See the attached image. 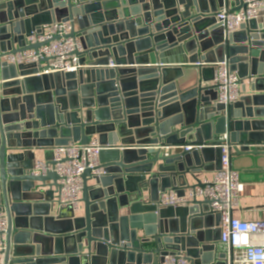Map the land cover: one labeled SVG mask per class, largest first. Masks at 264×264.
Returning <instances> with one entry per match:
<instances>
[{
    "label": "water",
    "instance_id": "95a60500",
    "mask_svg": "<svg viewBox=\"0 0 264 264\" xmlns=\"http://www.w3.org/2000/svg\"><path fill=\"white\" fill-rule=\"evenodd\" d=\"M228 1L0 0V207L8 219L0 264H165L178 253L191 264H226L207 201L158 202L168 190L202 185L203 162L220 168L221 149L211 145L224 134L235 153L264 156V17L225 34L216 14ZM62 21L72 23L88 68L37 75L38 64L2 61L38 49L28 37ZM223 60L243 81L228 107L204 85ZM199 62L198 84L182 89V68L170 65ZM93 138L106 147L102 172L83 173L77 213L58 204L57 173L32 174L34 149ZM189 144L209 146L186 151Z\"/></svg>",
    "mask_w": 264,
    "mask_h": 264
},
{
    "label": "built area",
    "instance_id": "2783aa9c",
    "mask_svg": "<svg viewBox=\"0 0 264 264\" xmlns=\"http://www.w3.org/2000/svg\"><path fill=\"white\" fill-rule=\"evenodd\" d=\"M237 10L223 5L216 14L218 23L225 34L234 33L240 27L251 21L264 17V0H240ZM73 26L70 21L53 22L42 27L28 37V44L41 43L38 49H28L14 54H7L2 61L7 63L38 64L37 75L52 73L77 72L88 68L87 63L80 62L83 45L78 36H70ZM197 65H203L197 63ZM110 59L109 67H114ZM214 74L212 84L216 92L215 103L228 107L239 101L242 96L243 81L236 71L231 70L227 60L212 64ZM208 144L186 145V151L198 150ZM221 149L220 168L212 179L202 181L185 189L183 195L174 190L160 194L161 207H186L193 200L207 201L210 212L219 215L220 240L219 249L225 253L226 264H264V219L244 220L233 216L234 207L239 205L244 185L240 181L239 172L231 165V146L229 135L221 136L219 144L211 145ZM106 149L93 138L87 145L70 142L67 145L51 148L52 163L36 160L33 164V175H46L55 172L59 176L60 206H72L74 210L81 208L83 189L82 175L86 169L100 174L96 170L99 165V153ZM8 228L7 213L0 207V249L6 237ZM165 264H191L183 253L171 254L165 257Z\"/></svg>",
    "mask_w": 264,
    "mask_h": 264
},
{
    "label": "crops",
    "instance_id": "0c3cea01",
    "mask_svg": "<svg viewBox=\"0 0 264 264\" xmlns=\"http://www.w3.org/2000/svg\"><path fill=\"white\" fill-rule=\"evenodd\" d=\"M227 5L229 6V8L234 9L239 5V3L234 0H229ZM209 58L210 61L216 60L217 55H210ZM170 66L182 68L183 78L179 81L180 87L182 89L186 90L187 88H191L198 84V81L200 80L202 75L201 65L187 63L173 64ZM207 75L211 76L213 75V72L211 74L209 72ZM211 84L212 80L210 79L204 82L205 86H210ZM34 154L35 158L33 159V164L36 160L40 159L48 162L52 161L53 155L50 149H34ZM28 158L29 162H31L32 157L29 155L27 156V159ZM214 159L215 155L213 154V160ZM231 165L233 169L239 172L240 181L244 185V191L241 194L239 205L234 207L233 209V216L248 221L264 219V156L239 155L232 151ZM202 168L203 170L196 174V177L201 181L212 179L217 171V169L215 168V162L213 161H210L208 163L203 162ZM188 180L190 184L195 183V180L191 176H188ZM57 193L58 191L56 190V195ZM56 206L55 209H57ZM76 212L81 213L82 208L76 210ZM209 223L211 222L209 221Z\"/></svg>",
    "mask_w": 264,
    "mask_h": 264
}]
</instances>
